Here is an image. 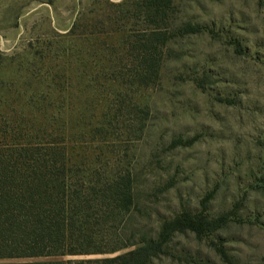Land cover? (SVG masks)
<instances>
[{
    "label": "rangeland",
    "instance_id": "rangeland-1",
    "mask_svg": "<svg viewBox=\"0 0 264 264\" xmlns=\"http://www.w3.org/2000/svg\"><path fill=\"white\" fill-rule=\"evenodd\" d=\"M162 9L0 0V157L38 151L87 248L116 249L0 264H103L184 212L221 225L174 234L152 264H264V0ZM126 176L127 210L109 188Z\"/></svg>",
    "mask_w": 264,
    "mask_h": 264
},
{
    "label": "trees",
    "instance_id": "trees-1",
    "mask_svg": "<svg viewBox=\"0 0 264 264\" xmlns=\"http://www.w3.org/2000/svg\"><path fill=\"white\" fill-rule=\"evenodd\" d=\"M169 1L147 0L155 14H163L162 7ZM52 166L53 163L31 149L15 158L0 157L3 169L0 171V259L109 253L116 250L87 248L93 239L88 233L90 222L80 221L81 216L71 213L75 205L66 202L64 180L47 173ZM19 168L31 174L26 176ZM114 181L109 188L117 192L121 206L127 210L132 202L129 178L125 177L124 186L119 190ZM89 208L90 205L86 204V209ZM96 211L102 210L98 207ZM203 220L188 212L177 214L162 221L154 235L142 234L129 251L103 258L101 262L152 264L153 259L173 253L170 242L174 234L184 231L203 234L204 230L213 231L221 225ZM11 264H65V261H16Z\"/></svg>",
    "mask_w": 264,
    "mask_h": 264
}]
</instances>
